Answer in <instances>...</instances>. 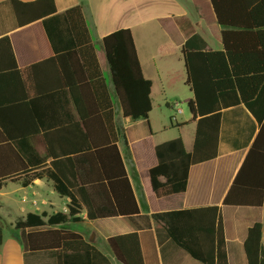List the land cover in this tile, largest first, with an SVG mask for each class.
Wrapping results in <instances>:
<instances>
[{
    "label": "trees",
    "instance_id": "trees-1",
    "mask_svg": "<svg viewBox=\"0 0 264 264\" xmlns=\"http://www.w3.org/2000/svg\"><path fill=\"white\" fill-rule=\"evenodd\" d=\"M10 2L19 26L43 20L52 39L54 30L50 23L57 14L55 0ZM211 3L218 22L233 28L223 30V50L192 46L196 36L185 43L187 83L194 92V98L188 100L192 119L196 121L194 147L187 151L181 136L155 144L156 163L148 170L150 190L159 197L185 191L191 166L218 155L222 109L244 103L262 125L223 203L262 206L264 0H211ZM60 16L72 37L69 51L26 69L44 67L50 74L52 69L63 65L64 59L71 61L68 64L73 71L65 87H47L27 102L26 113H36V123L21 127L18 115L11 122L4 121L3 115L18 109V105L0 106V190L7 179L21 180L25 186L36 178L51 180L59 195L69 198L68 211L50 215L28 212L17 219L14 225L22 231L25 248L55 249L57 264H68L70 260L75 264H94L97 259L109 264L101 251L78 232L36 229L80 221L83 210L89 220L140 212L117 144L120 138L127 144L125 127L116 121L111 91L99 65L82 6H72ZM3 42L13 59L9 36L0 38V43ZM102 43L122 115L133 120L148 118L152 110V80L143 74L132 30L119 28L105 35ZM11 66L17 69L16 61ZM67 91L77 118L67 110L63 99ZM41 132L47 149L44 156L30 143V136ZM10 166L13 170L5 172ZM153 217L194 258L204 264H229L221 205L171 209L154 213ZM4 226L0 220V245L4 241ZM263 226V222L257 221L248 230L244 246L249 264H264ZM107 242L122 264H145L136 231L111 236Z\"/></svg>",
    "mask_w": 264,
    "mask_h": 264
},
{
    "label": "crops",
    "instance_id": "crops-1",
    "mask_svg": "<svg viewBox=\"0 0 264 264\" xmlns=\"http://www.w3.org/2000/svg\"><path fill=\"white\" fill-rule=\"evenodd\" d=\"M55 4L57 14L50 23L54 32L52 39H49L43 20L19 26L10 0H0V38L9 36L15 56L12 59L7 44L0 43V106L18 105V109L16 107L3 115V120L11 122L12 117L18 115L21 127L36 123V113H26L27 102L47 87L59 89L66 86L68 75L73 71V67L68 64L71 61L62 59L63 65L52 69L50 74L44 67L26 68L52 55L69 51L72 37L60 14L72 6L81 5L99 65L111 91L116 121L125 127L127 144L121 138L117 144L140 212L89 220L83 210L80 221H67L36 229H69L78 232L101 251L109 264L122 263L116 258L107 239L133 231L139 235L145 264H204L177 245L153 214L171 209L221 205L229 264H249L245 240L249 228L255 222L264 224V205H231L223 201L260 131L261 121L244 103L223 108L218 155L191 166L185 191L159 197L150 190L148 170L156 163L153 146L160 142L155 139L150 128L149 116L133 120L122 115L102 43L105 35L119 28L128 27L132 30L143 74L152 80L151 115L155 97L171 107L174 98L180 96L170 92L174 83L188 88V91L184 89V97L188 100L194 98V92L187 83L185 43L196 36L191 41L192 46L204 50H223V30L233 27L222 26L218 22L211 0H55ZM15 61L17 69L11 66ZM63 99L68 112L77 118L68 91L63 94ZM257 110H260L259 106ZM183 121L178 124L179 136L186 150L192 151L196 121L192 119V114L185 115ZM189 127L191 131H186ZM30 143L39 155L46 154L42 132L30 136ZM10 168L5 172H11L13 169ZM10 184L19 186L18 190L22 192L19 200L12 190L6 191ZM57 196L61 198L60 202ZM0 198V220L5 225L4 241L0 245V264H57L55 249L27 250L22 231L14 224L28 212H46L49 215L58 211L67 212L69 198L60 196L53 182L47 178H36L26 186L21 180L7 179L0 190ZM262 243L264 246V226ZM68 264L75 263L70 260ZM94 264L108 262L97 259Z\"/></svg>",
    "mask_w": 264,
    "mask_h": 264
},
{
    "label": "rangeland",
    "instance_id": "rangeland-1",
    "mask_svg": "<svg viewBox=\"0 0 264 264\" xmlns=\"http://www.w3.org/2000/svg\"><path fill=\"white\" fill-rule=\"evenodd\" d=\"M148 32V30H146ZM175 82V81H174ZM182 87V88H181ZM185 87V86H184ZM184 89L188 91V88H183L182 85L179 83H174L172 89L170 92H173L175 94H178L180 96H177L173 100V105L171 107L167 106L162 101H158V99L155 97V103H154V109L149 115V123L150 128L154 132V137L158 142L167 141L173 138H176L179 136L180 133V127H178V124H182L183 118L186 115H191V111L188 104V99L184 97L183 92ZM169 91V90H168ZM176 107L182 108L183 113H178L176 110ZM179 122V123H178ZM119 124V123H118ZM148 127V125H146ZM191 131V128H186V131ZM133 132V130H132ZM190 133V132H189ZM18 185L10 184L8 189L6 191H13V194L17 197L19 200L21 197V191L18 190ZM59 197V196H57ZM1 200V198H0ZM59 202L61 201V198L59 197ZM7 211H5V214ZM12 216V215H11ZM14 216V215H13ZM10 218V217H9Z\"/></svg>",
    "mask_w": 264,
    "mask_h": 264
},
{
    "label": "built area",
    "instance_id": "built-area-1",
    "mask_svg": "<svg viewBox=\"0 0 264 264\" xmlns=\"http://www.w3.org/2000/svg\"><path fill=\"white\" fill-rule=\"evenodd\" d=\"M177 106V104L175 105V107ZM176 110L178 113H183V109L182 108H179V107H176Z\"/></svg>",
    "mask_w": 264,
    "mask_h": 264
},
{
    "label": "water",
    "instance_id": "water-1",
    "mask_svg": "<svg viewBox=\"0 0 264 264\" xmlns=\"http://www.w3.org/2000/svg\"><path fill=\"white\" fill-rule=\"evenodd\" d=\"M91 240H93V239H91Z\"/></svg>",
    "mask_w": 264,
    "mask_h": 264
}]
</instances>
